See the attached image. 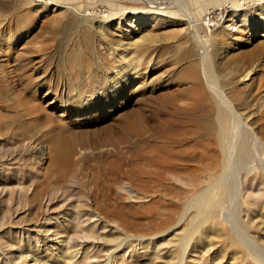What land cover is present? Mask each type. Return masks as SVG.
<instances>
[{"label": "rangeland", "instance_id": "1", "mask_svg": "<svg viewBox=\"0 0 264 264\" xmlns=\"http://www.w3.org/2000/svg\"><path fill=\"white\" fill-rule=\"evenodd\" d=\"M104 1L0 0V264H264V162L244 129L211 218L191 201L221 170H167L165 189L133 170L174 122L184 139L200 131L191 114L213 106L216 120L208 70L243 122L264 125V0ZM182 9L211 25L194 31ZM24 105L46 117L32 126ZM60 126L86 143L70 170L54 163Z\"/></svg>", "mask_w": 264, "mask_h": 264}, {"label": "bare ground", "instance_id": "2", "mask_svg": "<svg viewBox=\"0 0 264 264\" xmlns=\"http://www.w3.org/2000/svg\"><path fill=\"white\" fill-rule=\"evenodd\" d=\"M133 1L144 5V7L142 8L149 9L151 12H153L152 10L155 9H164L162 4L158 5L159 0H133ZM104 2H106L108 5L111 3L110 1L107 0H105ZM173 3L174 4L180 3V5L184 4L183 0H176ZM242 6L243 5H240L238 2L232 3V8L235 10L236 9L240 10L241 8H243ZM96 10L98 9H96L95 7H91V8L86 7L81 9L78 8L77 10H75V12L83 11L87 16L86 20L90 21V18L92 16L98 14ZM162 12H163L162 10H158L156 13L158 15H162ZM182 13L183 16L187 19L190 28L193 29L194 31L198 30V26L200 24L202 25L204 23L208 27L211 25V24L209 25V23L211 22L210 12L205 11V13L201 15V17L198 16L197 21H195L192 15L188 13L185 9H182ZM102 16L105 22H100V24L97 27V32L99 33L100 36H103L105 25L108 24L111 21V19H113V14L111 15L110 13H108V11H104L102 13ZM140 17L143 18L144 16H140ZM235 18L236 16L235 17L231 16L228 19V21L226 22V24L228 25H226L225 29L232 30L233 27L236 26V23L238 22H236L237 20H235ZM244 20L245 18H243L241 22H244ZM120 45L122 46V44ZM207 55H205L204 53L203 62H206ZM73 63L77 66L80 62L79 60L76 59ZM209 71L210 70L206 72L208 86L213 92L216 93V96L220 101V107H221L216 120L214 118L215 109L213 108V106H209L208 108L206 107L207 109L203 112H198V116L196 114H191L193 118H197L196 119L197 126L201 125L199 129L200 131L194 132V134H198V135H194V136L192 135V137L184 138V139H182L179 135V129H181V127L178 128L177 124L174 122L173 124H171L169 129L163 130L158 137H155V139H153V143L155 144L152 145V147L154 148L152 149L153 151L144 156H141L140 158H137L136 161L137 162L139 161L140 163L138 162L137 165L133 168L134 174H136L138 179L143 180L147 183H154L156 187H164L163 189H165L163 180L167 179L166 178L167 176L165 177L164 173L167 170L169 171L171 169H181V168L186 169L188 168L189 163H194L195 167L199 169L206 168L209 170H213L215 172L221 170V172L223 173L221 179L215 182L213 185H211V187H209L200 196L196 197L191 201V206H192L191 209H197L198 214L201 217H205V218H211L214 216L219 206L218 205L219 198L222 195L221 188L223 186H226L228 184V181L233 179L232 177L233 175H235V171H236L235 168L239 164L238 158L242 150L239 141L241 130L244 129L247 133L249 140L248 146L249 145L254 146V149L256 151L255 154L257 155V158L261 162H264V125H262V127L258 132H255V130H253L248 126V122H249L248 120H247L248 122H243V118H242L243 116L237 110L239 107L236 108L234 104L231 103L224 96L223 92L219 89L218 84H216L215 80L212 78ZM249 74L250 73H247L243 78L245 79L249 77ZM203 88H204V84L200 83L199 81V83L197 84L198 91H203ZM236 98L238 99V97ZM22 109L24 112L21 113V115L23 117L29 116L28 122L32 123V126H36L37 124L42 122V119H44V117H46V115L44 114L43 115L38 114L37 113L38 109L33 108L32 106L31 107L25 106ZM18 111L19 110H17V112ZM198 118H200L199 124H198ZM3 123L0 126L1 129L6 128V125H4ZM65 138H67V140H65ZM186 140L192 142V146L189 149L179 150L181 144L185 143ZM51 141H52L51 147L55 153L54 163L57 166H62L66 168L67 170H70L72 161L76 155L77 147H84V145H86V143H84L80 139V136L74 135L71 132L69 134L67 129L65 130L63 126H60V129L57 131V136L54 137V139H52ZM107 142H112L111 136L107 137L105 143ZM36 148L37 147L34 146L31 149L32 151L33 150L35 151ZM187 250H188V245L185 246L184 254H186ZM72 258H74V256H72Z\"/></svg>", "mask_w": 264, "mask_h": 264}]
</instances>
